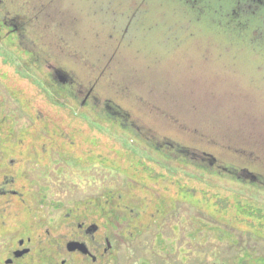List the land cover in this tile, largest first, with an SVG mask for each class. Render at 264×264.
Wrapping results in <instances>:
<instances>
[{
	"label": "rangeland",
	"instance_id": "374dc122",
	"mask_svg": "<svg viewBox=\"0 0 264 264\" xmlns=\"http://www.w3.org/2000/svg\"><path fill=\"white\" fill-rule=\"evenodd\" d=\"M261 1L54 0L65 12L53 34L56 46L68 44L73 78L94 83L95 96L138 127L246 165L214 143L235 145L260 155L264 175ZM15 51L0 42V135L11 145L0 144V156L20 154L12 143L21 133L25 140L23 174L12 171L21 197L0 198V264L27 235L30 254L12 264L59 263L49 245L70 235L67 208L108 191L132 197L135 211L146 209L143 196L160 211L143 219L148 229L120 239L107 264H234L240 254L242 264H264V190L168 161L110 112L83 108L45 80L32 86Z\"/></svg>",
	"mask_w": 264,
	"mask_h": 264
},
{
	"label": "flooded vegetation",
	"instance_id": "af4514ba",
	"mask_svg": "<svg viewBox=\"0 0 264 264\" xmlns=\"http://www.w3.org/2000/svg\"><path fill=\"white\" fill-rule=\"evenodd\" d=\"M257 1L263 4L261 0ZM53 2L54 0H0V42L4 39L8 40L15 48V52L21 54L22 60L28 63L22 77L31 81L32 86L37 87L45 80L54 89H59L64 95L67 94L70 100L77 101L81 107L98 111L100 114H103L105 110L110 112L108 113L110 119L116 121L121 113L120 107L96 97L95 84L78 83V79L72 76L71 68L68 69L69 64L66 61L71 57L68 44L65 43L63 47L56 46V38L53 34L54 27L60 23L58 18L65 11L55 8L56 4ZM56 47L60 49L58 52L54 51ZM83 58L81 56V60ZM32 102L31 99L24 100L26 107ZM36 118L39 119V116ZM127 119H131L130 115H127ZM11 135L10 131L4 136L12 138ZM57 135L67 137L65 132L57 133ZM34 138L35 136L30 137L32 142ZM7 143L8 141L5 142L2 136L0 144L3 148L1 146V149L7 148L6 145H9ZM24 143V133L18 134L12 146H16L20 154L2 153L0 156V198L6 201L13 197H21V193L14 187V181L20 183L22 179L18 177L20 175L15 179L12 171L19 166L23 174ZM28 147L26 146L25 149ZM30 148L32 149V146ZM34 150L36 151L32 149L31 154H35ZM42 151L44 152L45 149L43 148ZM145 198L148 199L145 196L140 199L141 202L147 203L146 209L139 207V212L135 211V204L129 203L130 199L133 200L132 197L115 195L114 192L109 191L107 194L101 193L94 198L86 199L75 208H67L64 221L70 219L69 224L67 223L70 235L61 238V241L50 242L54 248L49 245V249H54L53 254L61 255L62 258L59 263L49 262L51 258L44 259L45 264H107L110 256L116 262L120 239H132L148 229L146 226L151 224V222L146 224L143 219L150 220L158 217L160 210L155 208L152 212V206ZM124 224L127 226L120 229L119 227ZM27 242L29 237L26 241L23 238L17 239L16 247L9 248L8 252L11 256L4 260V264H12L30 254L32 247ZM36 245L40 248L44 247L41 243ZM24 249L27 252L20 256L15 255V252ZM239 258L242 263L241 254ZM137 261V264H143L144 259Z\"/></svg>",
	"mask_w": 264,
	"mask_h": 264
},
{
	"label": "trees",
	"instance_id": "16d2710c",
	"mask_svg": "<svg viewBox=\"0 0 264 264\" xmlns=\"http://www.w3.org/2000/svg\"><path fill=\"white\" fill-rule=\"evenodd\" d=\"M214 34L216 33L214 32ZM121 109L122 108H120L121 113L117 118V121L119 123H122V125H127L134 133H138L137 130H139L140 132L138 134L150 144V147L160 152L168 161H173L180 164H191L197 168L205 169L216 176H220L222 178L227 177L229 179L237 181L238 183H247L251 186H255L264 190V175L261 174V170L258 169L259 167L255 164L260 160V155H257L253 152L249 153V155L245 154L246 151H243L241 149H234L237 146H228V143L224 144V142L222 141L214 144L224 150L228 149L227 151L230 154H233L237 157H242V155H244V160H248L249 162H247L246 165L240 164L238 160H236L235 162L227 163L222 158H218L217 155L220 153L209 152L208 154H206L197 149H195L197 152L193 153L189 151V145H183L180 142L175 144L174 142H172L171 138L161 136L160 132H158L153 127L149 128L144 125L142 126V128L138 127L134 121L127 119V115L130 114L128 112H124ZM143 131L147 133H144ZM243 162L245 161L242 160L241 163ZM248 172L256 175L257 180L250 181V179L248 178ZM27 236L29 237V235ZM236 263L242 264L240 258H238V261L234 260V264Z\"/></svg>",
	"mask_w": 264,
	"mask_h": 264
},
{
	"label": "water",
	"instance_id": "95a60500",
	"mask_svg": "<svg viewBox=\"0 0 264 264\" xmlns=\"http://www.w3.org/2000/svg\"><path fill=\"white\" fill-rule=\"evenodd\" d=\"M248 175H249V179H250V181H255V180H257V178H256V175H254L253 173H251V172H248ZM25 252H27V250L26 249H24V250H20V251H17V252H15V255L16 256H20V255H22L23 253H25Z\"/></svg>",
	"mask_w": 264,
	"mask_h": 264
}]
</instances>
